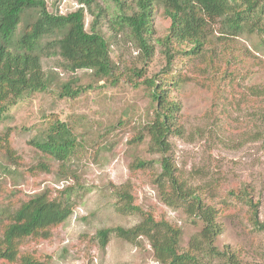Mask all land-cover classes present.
Returning <instances> with one entry per match:
<instances>
[{
	"label": "rangeland",
	"instance_id": "374dc122",
	"mask_svg": "<svg viewBox=\"0 0 264 264\" xmlns=\"http://www.w3.org/2000/svg\"><path fill=\"white\" fill-rule=\"evenodd\" d=\"M45 1L58 5L61 12L78 6L75 0ZM96 1L105 11L100 30L110 44L116 72L121 71L118 82L107 85L100 80L98 84L105 83L104 87L85 89L72 98L59 97L62 82L74 81L72 88L91 83L90 70L70 72L58 55L41 57L42 70L53 77V83L45 91L25 94L0 121V136L8 135L11 148L9 156L0 149V220L4 211L14 210L28 195L47 189L54 196L69 185L72 213L51 228L49 238H24L20 252H30L44 264H163L145 237L130 242L111 231L101 247L98 231L128 228L140 221L137 213L117 210L120 200L115 191L120 189L128 190L133 203L155 220L178 226L183 247L200 228L195 217L163 203L156 183L162 154L150 150L148 137L131 141L159 106L142 80L163 73V48L155 39L166 35L169 19L161 10L153 15L150 43L155 46L152 57L145 60L126 33L111 36V0ZM87 19L88 15L86 24ZM211 38L212 43L195 57L182 53L189 44L174 45L181 52L175 53L171 71L177 75L173 76L177 81L172 80L177 85L165 87L167 99L180 107L172 119L169 151L164 155L188 186L208 184L205 195L218 208L217 221L222 226L216 245L237 250L243 264H264V232L253 229L247 207L227 194L249 184L263 219L264 95L259 90L264 91V44L259 36L238 37L235 42L242 48L243 58L229 61L214 51L222 49L216 34ZM132 68L143 75L136 77ZM54 115L70 125L77 148L81 146L62 178L57 177L60 165L56 161L47 160L48 170H42L39 153L30 144ZM137 159L150 164L131 168Z\"/></svg>",
	"mask_w": 264,
	"mask_h": 264
},
{
	"label": "trees",
	"instance_id": "16d2710c",
	"mask_svg": "<svg viewBox=\"0 0 264 264\" xmlns=\"http://www.w3.org/2000/svg\"><path fill=\"white\" fill-rule=\"evenodd\" d=\"M50 1V0H49ZM55 0H51L54 2ZM78 6L61 12L58 5L45 0H0V121L25 94L42 92L49 88L54 79L41 67V57L56 54L64 62L65 70H90L92 79L86 86L72 88L74 81L59 84V97H74L85 89L115 85L121 75L111 61L109 42L101 32L105 11L96 0H75ZM114 14L109 18L111 36L126 33L136 48L147 60L153 55L155 44L150 43L152 18L157 10L169 19L166 35L155 41L163 48L165 65L163 73L143 77L142 83L148 87L150 97L159 106L153 116L146 119L137 130L132 142L148 137L149 148L162 154L161 171L156 177L161 199L167 206L181 209L200 222V228L189 237L187 247H183L181 230L166 220H155L151 214L133 203L128 190L115 193L120 203V213H137L140 221L132 227L104 228L98 231L101 247L107 242L108 234H115L130 242L145 237L155 258L163 264H243L238 251L224 246L219 248L216 239L222 232L217 221L218 208L207 200V183L191 187L176 174L170 159L164 155L169 151L168 135L172 131V119L180 104L167 99V85H177L172 64L174 45L189 44L182 53L195 57L216 41L228 60H242V48L236 44L238 37L259 36L264 44V0H111ZM89 16L86 24V16ZM155 42V43H156ZM136 77L142 76L136 71ZM138 72V73H137ZM142 73V74H141ZM175 79L174 81H172ZM104 80L103 85L98 81ZM128 80H132L128 78ZM94 83V84H93ZM261 95L264 91L259 90ZM174 131V130H173ZM176 130L175 133L181 134ZM258 133V132H257ZM39 153V166L47 171V160L59 163L57 177H65L64 172L75 152L77 139L65 120L54 115L48 125L30 140ZM0 149L10 153L8 135L0 136ZM9 156V155H8ZM150 162L137 159L130 167L144 168ZM205 187V188H204ZM72 188L69 185L58 189L57 194L43 189L22 199L14 210L2 213L0 220V264H44L30 252H20L24 238H49L51 228L63 222L73 210ZM229 198L246 206L249 221L254 230L264 232V217L259 218V200L251 194L247 183L230 189ZM223 203H227L223 201Z\"/></svg>",
	"mask_w": 264,
	"mask_h": 264
}]
</instances>
